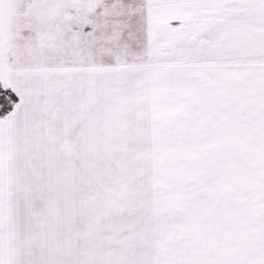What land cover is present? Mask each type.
<instances>
[{
  "label": "snow or ice",
  "instance_id": "snow-or-ice-1",
  "mask_svg": "<svg viewBox=\"0 0 264 264\" xmlns=\"http://www.w3.org/2000/svg\"><path fill=\"white\" fill-rule=\"evenodd\" d=\"M0 264H264V0H0Z\"/></svg>",
  "mask_w": 264,
  "mask_h": 264
}]
</instances>
